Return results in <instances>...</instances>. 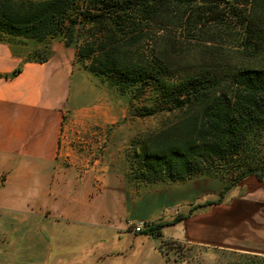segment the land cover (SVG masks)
<instances>
[{
    "label": "crops",
    "instance_id": "1",
    "mask_svg": "<svg viewBox=\"0 0 264 264\" xmlns=\"http://www.w3.org/2000/svg\"><path fill=\"white\" fill-rule=\"evenodd\" d=\"M19 67L0 78V264H169L161 239L130 224L180 213L164 237L264 257V176H246L210 205L224 181L135 194L108 149L72 144L75 125L105 120L98 99L74 106L75 69L56 57L27 61L0 41V75Z\"/></svg>",
    "mask_w": 264,
    "mask_h": 264
},
{
    "label": "trees",
    "instance_id": "2",
    "mask_svg": "<svg viewBox=\"0 0 264 264\" xmlns=\"http://www.w3.org/2000/svg\"><path fill=\"white\" fill-rule=\"evenodd\" d=\"M227 19L239 28L238 46L247 63L211 65L177 76L162 59H147L141 52L149 30L176 25L213 38L232 30ZM16 37L75 42L76 56L112 78L121 91L133 84L155 91L146 114L179 116L175 126L141 144V181H224L220 197L210 205L246 176L263 178L264 0H0V41ZM185 217L180 213L172 221L150 223L145 232L161 239L163 252L162 228Z\"/></svg>",
    "mask_w": 264,
    "mask_h": 264
},
{
    "label": "rangeland",
    "instance_id": "3",
    "mask_svg": "<svg viewBox=\"0 0 264 264\" xmlns=\"http://www.w3.org/2000/svg\"><path fill=\"white\" fill-rule=\"evenodd\" d=\"M229 24L232 30L220 37L212 35L214 39L205 38L208 35L188 33L176 25L160 32L156 29L149 30L141 43V52L144 53V58L162 59L177 76L211 65L247 63V58L238 46L239 28L232 22ZM1 42L15 46L26 60L56 57L62 63L70 64V67L75 69V86L71 93L74 106L86 100L98 99L104 111V123L98 126L86 124L84 127L75 125L73 145L78 148L108 149L107 151L112 153L117 172L124 177L128 185L133 186L135 194L171 184H149L141 181L139 177V173L144 170L139 157L141 144L153 135L175 126L179 121L178 115L169 112L146 114L144 107L150 106L156 95L153 89L133 84L121 91V87L114 83L112 78L94 72L88 61H82L76 56L75 42L67 45L62 37L44 41L16 37L8 43ZM162 247L163 255L169 264H264L262 256L208 248L180 239L166 238Z\"/></svg>",
    "mask_w": 264,
    "mask_h": 264
},
{
    "label": "built area",
    "instance_id": "4",
    "mask_svg": "<svg viewBox=\"0 0 264 264\" xmlns=\"http://www.w3.org/2000/svg\"><path fill=\"white\" fill-rule=\"evenodd\" d=\"M149 224V221L145 219H140L134 222L132 221L130 227L132 228V231L134 233H142L146 229V227H148Z\"/></svg>",
    "mask_w": 264,
    "mask_h": 264
}]
</instances>
